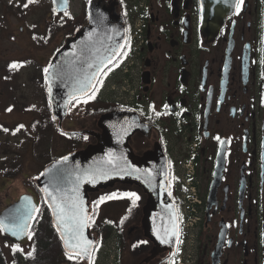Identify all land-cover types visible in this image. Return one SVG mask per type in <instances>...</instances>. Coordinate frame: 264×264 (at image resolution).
Wrapping results in <instances>:
<instances>
[{
    "label": "flooded vegetation",
    "instance_id": "af4514ba",
    "mask_svg": "<svg viewBox=\"0 0 264 264\" xmlns=\"http://www.w3.org/2000/svg\"><path fill=\"white\" fill-rule=\"evenodd\" d=\"M96 1L82 0L86 10ZM105 2L123 22L125 46L99 77L95 98L77 100L62 120L46 96L41 126L53 132L52 144L74 148L50 164L96 145L87 132L101 135L102 118L136 117L135 155L158 148L168 160L179 242L171 250L145 237L144 192L135 206L123 198L132 216L125 209L121 228L105 237L94 223L103 205L97 193L90 196L93 257L64 255L61 264H96L103 245L107 261L114 250L111 264H264V0L239 8L236 0L221 16H208L202 0ZM87 22L88 15L78 27ZM40 79L47 94L43 69ZM141 206L142 217H134Z\"/></svg>",
    "mask_w": 264,
    "mask_h": 264
},
{
    "label": "rangeland",
    "instance_id": "374dc122",
    "mask_svg": "<svg viewBox=\"0 0 264 264\" xmlns=\"http://www.w3.org/2000/svg\"><path fill=\"white\" fill-rule=\"evenodd\" d=\"M26 3L28 6L24 7ZM86 15L87 10L82 0H70L67 15H58L54 11L52 0H33L31 3L28 0H0V213L17 202L23 194H33L39 202L36 177L50 164L54 155L63 156L74 149L68 148L59 140L52 144L53 132L44 130L41 126L47 94L45 86L41 84L40 70H45L44 65L50 62L54 51L60 49L62 43L65 44L62 41L81 30L78 26L83 24ZM13 64L17 67L12 68ZM70 130L74 129L71 127ZM87 146L89 145H79L76 150H85ZM13 158L15 163L12 167L20 165V172L14 173L8 170L9 167H5L3 162ZM6 173L14 175L12 177L5 175ZM128 192L136 193L142 198L143 191L140 189L120 185L102 191L95 197L99 200L112 193ZM123 198L127 197L106 200L95 216L94 223L97 228L102 225L101 234L105 237L111 229L117 231L121 228L125 209L132 216L129 209L131 201ZM135 216L142 217V206ZM130 226H135V223ZM48 227L49 223H46L43 229L45 241L51 240L45 232ZM32 240L31 238L19 246L24 256L22 258H26L31 264L36 259L32 257ZM60 242L58 238L50 246V250L54 248L51 255L44 250L39 264H61L65 253ZM16 246L18 245L6 240L0 230V252L3 254L2 258L8 260L6 264L15 262L12 253ZM97 253L96 264L112 263L114 250L108 261L104 245L98 248Z\"/></svg>",
    "mask_w": 264,
    "mask_h": 264
},
{
    "label": "water",
    "instance_id": "95a60500",
    "mask_svg": "<svg viewBox=\"0 0 264 264\" xmlns=\"http://www.w3.org/2000/svg\"><path fill=\"white\" fill-rule=\"evenodd\" d=\"M205 6V13L209 16L210 10L217 16L226 13V8H232L236 0H202ZM57 13H65L70 8L69 0H52ZM207 9V11H206ZM126 40V30L122 20L112 13L105 0L91 2L88 7V24L81 32L55 56L52 64L47 68L46 73L47 93L52 111L57 118L66 117L71 104L81 98H73L74 89L79 87L86 75L96 71L95 67H89V63L99 64L103 61L101 74L118 58L121 54ZM102 134L90 133L96 137L97 144L89 146L86 150L75 152L64 158L57 160L46 168L37 179V189L41 194L43 203L51 215L53 228L60 239L63 249L64 242L60 232L57 230L56 218L53 216L51 208L48 206L50 198H46L42 191L45 187L53 191V185L58 183L61 188L71 189V180L75 179L71 173H79L90 168L105 167L104 161L109 152L116 157H122L120 163H127L130 169H139V172H132L131 175L123 173L121 175L112 174L107 178H101L94 183H82L80 194L84 199L85 207L91 216L89 194L97 193L100 190L113 188L117 184L136 186L142 189L148 196L147 205L144 208L143 227L145 236L153 243L165 249H173L177 241V236H171L173 225L178 229L177 213L169 196V168L167 158L160 149H155L145 153L143 156L134 154L129 146V140L137 131L138 122L136 117L128 114L107 116L100 121ZM63 173L65 178L59 179ZM139 177V178H137ZM59 194V193H57ZM38 209L34 196L23 195L14 204L8 206L0 213V220L11 225L9 219L12 215H22L32 207ZM37 213H33L30 221V231H32ZM159 227V228H157ZM171 239L164 243L158 237H163L165 233ZM5 239L15 243H22L28 239L27 236L15 237L10 231H3ZM85 236L96 245V240L90 236V226L85 229ZM93 253V252H92ZM84 260L88 259L84 257Z\"/></svg>",
    "mask_w": 264,
    "mask_h": 264
},
{
    "label": "snow or ice",
    "instance_id": "6c2138e0",
    "mask_svg": "<svg viewBox=\"0 0 264 264\" xmlns=\"http://www.w3.org/2000/svg\"><path fill=\"white\" fill-rule=\"evenodd\" d=\"M33 2V0H28V3ZM244 0H239L237 7L242 5ZM26 3L24 7H27ZM67 15V11H65ZM103 61L99 64L89 63V67H95L96 71L86 75L83 81H80L79 87L74 89L73 98H79V96H88L89 92L90 98H95L96 84L97 82L102 83L99 79V73L102 70ZM12 68H16L17 65H11ZM46 73L49 69L44 70ZM79 94L76 95V94ZM86 102V101H85ZM6 131V130H5ZM122 157H116L114 153L109 152L107 159L104 161L105 167L100 168H90L86 171L79 173H71L74 175L75 179L71 180V189L61 188L58 183L53 185L54 190L49 191L47 187L42 189L45 193L46 198H50L49 207L52 210L53 216L56 218L57 230L60 232L61 239L64 242V247L66 249V255L68 258L76 259L79 261L80 257H84L91 260L92 252L95 250V244L92 240L85 236V229L90 226V221L92 217L88 214V210L85 207V202L80 194V185L82 183H94L98 179L107 178L112 174L121 175L127 173L129 175L132 172H139V169H130L127 163H120ZM67 157L61 163H66ZM65 178L64 174L61 173L59 176L60 180ZM139 178V177H137ZM59 193V194H57ZM121 197H127L132 201L133 206L135 202L139 200V196L136 193H112L107 196L100 197L96 202L97 205L104 203L106 200L119 199ZM39 209L34 206L29 209L26 213L22 215H12L9 217L11 225L5 224L3 220H0V230L10 231L15 237L27 236L29 239L32 238L33 233L30 231V221L34 218L33 213L38 212ZM171 236H177L178 241V229L173 225L171 229ZM171 236L168 235L167 231L163 237H158L162 242L167 243ZM141 243H146L142 241ZM16 251H21L19 246H16Z\"/></svg>",
    "mask_w": 264,
    "mask_h": 264
},
{
    "label": "trees",
    "instance_id": "16d2710c",
    "mask_svg": "<svg viewBox=\"0 0 264 264\" xmlns=\"http://www.w3.org/2000/svg\"><path fill=\"white\" fill-rule=\"evenodd\" d=\"M5 167H9L8 170H11V172H20V165L14 166V168L12 167V165L8 166L6 165ZM6 170V169H5ZM5 175L8 176H12L14 174L12 173H6ZM51 220H50V215L49 212L47 211L46 207L44 205L41 206L38 216L35 220L34 226H33V230H32V250H33V259L36 258L35 260H33V264H39L40 261V257L44 255V250L48 252V255H51L52 252L54 251V248L50 250V246H53V242L55 240H57V234L54 232V229L52 227V225L50 224ZM46 223H49V227L47 229V234L50 236V241H45V235H44V226ZM49 231V232H48ZM61 250V249H60ZM2 253L0 252V264H6V261L8 262V260H4L2 258ZM23 253L22 251H14L12 253V257H14L15 262L13 264H31L29 263L28 260H26V258H22ZM24 257V256H23Z\"/></svg>",
    "mask_w": 264,
    "mask_h": 264
},
{
    "label": "bare ground",
    "instance_id": "6f19581e",
    "mask_svg": "<svg viewBox=\"0 0 264 264\" xmlns=\"http://www.w3.org/2000/svg\"><path fill=\"white\" fill-rule=\"evenodd\" d=\"M51 110H52V107H51ZM53 112V111H52ZM54 114V113H53Z\"/></svg>",
    "mask_w": 264,
    "mask_h": 264
}]
</instances>
